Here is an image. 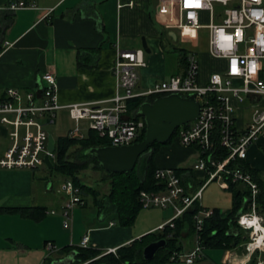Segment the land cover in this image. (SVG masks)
I'll return each instance as SVG.
<instances>
[{
    "label": "crops",
    "instance_id": "obj_1",
    "mask_svg": "<svg viewBox=\"0 0 264 264\" xmlns=\"http://www.w3.org/2000/svg\"><path fill=\"white\" fill-rule=\"evenodd\" d=\"M18 3L0 0V101L6 97L8 89L21 93L36 90L40 76L53 72L57 102L62 108L55 112L52 124L58 117L70 119L68 106L110 107L113 98L124 95L112 72L118 51H143L145 66L138 69L136 94L184 73L185 66L178 53L187 52L183 48L184 38L177 34L178 29L165 28L162 19H156L158 0H34L22 9L11 8ZM197 30H193L194 38ZM143 40L146 50L142 47ZM190 40L193 41L191 46L197 48L196 40ZM198 62L200 85L224 66V61L213 59L209 50ZM235 106L234 127L242 132L247 129L252 112L247 101L235 102ZM82 122L79 126L84 136ZM42 124L44 127L49 123L44 120ZM11 130L0 123V158L12 144ZM71 132L69 129L67 135ZM198 157L195 148L182 147L173 139L158 148L153 163L156 168L185 169L182 180L187 190L194 193L203 188L199 206L227 214L232 202L230 193L217 182L206 185L207 175L194 169ZM244 162L257 171L264 182V127L248 147ZM213 183L222 199L208 208L202 200L205 190ZM65 199L64 194L56 192L53 179L43 168H0L1 209L45 208L39 220L0 213V264H74L84 236L89 239L86 249L98 250L104 255L109 250L129 245L145 233L161 230L173 216L170 209H145L154 213L137 217V222L130 227H121L110 221L105 212L97 210L92 198L96 215L86 221L84 211L80 210L89 206V199L85 198L83 205L73 209L70 224L64 228ZM166 210L172 212L171 218L156 212ZM195 242L194 237L184 232L183 252H191ZM46 243H51L55 250H46ZM213 263L210 257H205L195 264Z\"/></svg>",
    "mask_w": 264,
    "mask_h": 264
},
{
    "label": "built area",
    "instance_id": "obj_2",
    "mask_svg": "<svg viewBox=\"0 0 264 264\" xmlns=\"http://www.w3.org/2000/svg\"><path fill=\"white\" fill-rule=\"evenodd\" d=\"M158 2L156 19H162L165 28L207 31L209 54L217 61H224L223 69L210 74L207 82L200 85L198 57L192 52H185L182 75L171 76L147 92L136 94L138 69L145 66L143 51H118L112 72L124 95L113 98L110 107L97 104L68 106L69 117L76 125L69 136L82 138L79 124L86 121L89 130L107 138L110 147L129 146L136 143L145 123L143 119L126 117L128 99L140 96L160 98L173 94L184 98L195 95L200 106L199 114L193 122L179 129L175 141L182 147L197 150L199 157L194 169L207 175L206 185L217 182L227 189V180L230 179L250 190V211L237 219L238 225L248 232L249 241L243 246L242 253L235 250L224 251L221 264H248L256 253V264H264L260 258L264 252V219L255 209L259 188L248 172L240 168H226L234 158L245 160L248 147L257 140L264 127V0ZM230 3H234L232 7H229ZM214 4L220 5L222 10L216 12ZM24 7L19 2L11 8ZM205 19L207 22H204ZM56 89L55 74L45 72L40 76L36 90L24 93L15 89L6 91V97L0 101V123L11 127L9 136L12 144L0 158V168L45 169L44 156L48 155L51 161L53 153H48V134L44 131L42 120L52 124L55 112L62 108L57 102ZM246 101L252 112L251 120L247 129L239 132L234 127L235 102L241 104ZM10 115L13 117L10 118ZM216 143L229 151L227 158L222 161L215 158ZM154 178L164 184V190L141 191L139 203L142 209L172 210L173 216L166 225L173 227V220L181 216L193 202L201 199L203 188L194 193L187 191L173 168H156ZM58 192L66 197L62 216L65 220L64 228H67L73 209L83 205V199L80 189L70 180H64ZM210 215V210H200L194 217L196 231L201 229L203 218ZM253 218H256L260 227L258 231H255L254 225L242 223V220L250 221ZM258 234L262 235L259 243ZM88 241V236H84L81 248H87ZM45 247L49 252L55 250L51 243H46ZM107 253H115V250ZM203 259L204 253L196 238L191 252L174 253L170 262L181 260L183 264H195Z\"/></svg>",
    "mask_w": 264,
    "mask_h": 264
},
{
    "label": "trees",
    "instance_id": "obj_3",
    "mask_svg": "<svg viewBox=\"0 0 264 264\" xmlns=\"http://www.w3.org/2000/svg\"><path fill=\"white\" fill-rule=\"evenodd\" d=\"M22 2L24 5H30L34 0H14ZM180 61L184 64L185 52L179 51ZM156 96H140L128 99L126 101V117L133 120L142 119L138 114V108L143 103H152ZM187 125V124H186ZM185 127V125L181 126ZM179 127L172 138L165 144H170L179 132ZM145 136V126L141 130L136 143L143 141ZM217 144V143H216ZM107 138L101 137L97 132L88 130L87 135L82 138H72L69 135L59 136L55 139V150L51 158L52 168L47 166L45 170L52 175L60 176L62 180H70L80 189L83 202L85 196H91L97 207V210L105 212L110 216V221L121 227L132 226L142 210L139 203V194L141 191L158 192L164 190V184L154 178L156 169L153 163V157L162 145L154 143L147 148L145 153L138 159L134 169L131 172L115 174L104 171L98 164L97 160L87 155L86 152L93 148H102L109 146ZM218 161H222L229 155L226 148L216 145L214 153ZM89 168L99 170L103 173L102 183L108 185V193L99 198V193L93 187H87L81 180V174ZM227 169L240 168L248 172L253 180L257 183L259 192L255 198L256 213L264 219V182L259 178L257 171L250 169L246 163L234 158L229 161ZM176 174L181 178L186 172L185 169H174ZM187 190L186 183L181 181ZM227 191L231 195V208L227 214L219 209H212L211 215L203 218L201 229L196 231L194 217L205 210L201 208L197 201L179 217L173 220V227L165 225L161 230L150 232L140 239L133 241L129 245H124L115 250V253L104 254L98 250L78 248L74 264H178L170 262V257L174 253L184 254L182 245L183 233L187 236L197 238L204 253L206 250H235L239 253L244 251L243 246L249 241L248 232L242 229L237 219L240 215L250 211V190L241 183H233L227 180ZM188 191V190H187ZM45 208H22V209H1L0 213L19 214L25 218L39 220L44 213ZM264 225V224H263ZM159 240L165 241V246L160 249L152 260L143 259L142 251L145 246ZM257 253L252 257L248 264H256ZM264 261V252L260 255Z\"/></svg>",
    "mask_w": 264,
    "mask_h": 264
},
{
    "label": "water",
    "instance_id": "obj_4",
    "mask_svg": "<svg viewBox=\"0 0 264 264\" xmlns=\"http://www.w3.org/2000/svg\"><path fill=\"white\" fill-rule=\"evenodd\" d=\"M142 47L146 50L144 40ZM199 110L200 106L195 100V95L183 98L173 94L157 98L152 103H143L138 108V114L145 123L143 141L129 146L93 148L87 150L86 154L93 156L106 172L115 174L131 172L149 146L154 143L165 145L179 127L197 118ZM47 150L48 153H53L55 150V140L51 135H48ZM44 162L49 169L52 168L48 155L44 156ZM164 246V240L148 244L142 251L143 259L152 260Z\"/></svg>",
    "mask_w": 264,
    "mask_h": 264
},
{
    "label": "rangeland",
    "instance_id": "obj_5",
    "mask_svg": "<svg viewBox=\"0 0 264 264\" xmlns=\"http://www.w3.org/2000/svg\"><path fill=\"white\" fill-rule=\"evenodd\" d=\"M233 4L234 3H230L229 7H232ZM214 8H215L216 12L222 10L221 6L218 4H214ZM204 22H207V20L205 19ZM176 31H177V34L179 36H183V38H184L183 48L185 49V51L192 52L198 58H200L201 56L206 55L208 53L209 47H208L207 36L205 34L204 29H198L197 30L196 38H194V31L193 30H176ZM190 39L196 40L197 48L194 49L191 46L193 44V41H191ZM170 54L172 55V53H170ZM172 57L175 58L174 55ZM176 57H177V55H176ZM44 120L45 119H43L42 121H44ZM82 125H83L82 126L83 127L82 133L84 134V136H86L89 128L87 127V123L85 121L82 122ZM43 128H44V131L46 133H48V135H52L53 137H57L58 135H62V136L67 135L69 129L71 131H74L76 128V125H75L74 121H71L68 117H65L64 119H61L60 117H58L54 124H45ZM80 176H81V180L83 181V184L87 187H93L95 190L98 191V193L101 197L105 196L108 193V185L106 183L101 182L102 178H103V173L101 171L96 170V169L93 170V169L89 168L87 171L83 172ZM51 178L53 179L54 187H55V190L57 192L58 189H60V186L62 185L63 180H61L62 178H60V176L56 175V173H52ZM85 198L87 199V201L89 199V201H88L89 206L86 208L80 209V210L84 211V216L86 218V221H89L96 215V210H95V208L92 207L93 206L92 200H91L92 197L91 196H85ZM221 199H222V197L220 196L218 187L213 183L212 185H210L205 190L202 201H203L204 205H206L208 208H210L211 205H213L215 203V201L216 202L221 201ZM156 212H160V214H162L166 218H171L172 212L170 210H166L164 212H162V211H156ZM139 213L140 214L137 216L138 218H140L141 216H144L147 213L153 214L154 210L147 211L144 209V210H141ZM138 218H137V220H138ZM137 220H136V222H137ZM146 234L147 233L143 234L142 236H144ZM206 253H207V256L210 257L212 262H214L213 264H221V258L223 256L222 251H220V250H206Z\"/></svg>",
    "mask_w": 264,
    "mask_h": 264
},
{
    "label": "clouds",
    "instance_id": "obj_6",
    "mask_svg": "<svg viewBox=\"0 0 264 264\" xmlns=\"http://www.w3.org/2000/svg\"><path fill=\"white\" fill-rule=\"evenodd\" d=\"M242 223H245V224H247V225H256V224H257V220H256V218H253V219L250 220V221L242 220Z\"/></svg>",
    "mask_w": 264,
    "mask_h": 264
},
{
    "label": "bare ground",
    "instance_id": "obj_7",
    "mask_svg": "<svg viewBox=\"0 0 264 264\" xmlns=\"http://www.w3.org/2000/svg\"><path fill=\"white\" fill-rule=\"evenodd\" d=\"M254 226H255V231H258L260 229L258 224L254 225ZM263 232H264V230H263ZM257 240H258V243H259L262 240V235L260 236V234H258L257 235Z\"/></svg>",
    "mask_w": 264,
    "mask_h": 264
}]
</instances>
